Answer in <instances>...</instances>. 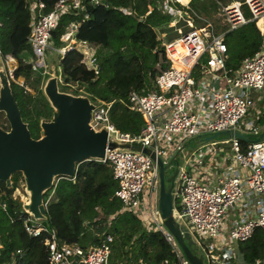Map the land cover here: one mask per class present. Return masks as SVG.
<instances>
[{
    "label": "built area",
    "instance_id": "obj_1",
    "mask_svg": "<svg viewBox=\"0 0 264 264\" xmlns=\"http://www.w3.org/2000/svg\"><path fill=\"white\" fill-rule=\"evenodd\" d=\"M169 1L189 3L164 0V8L169 14H180ZM102 3L105 1L57 0L45 12L43 1L29 0L30 34L27 42L32 51L28 61L31 69L46 74L51 54L63 55L75 49L82 55L81 62L88 69L98 70L97 44L77 39L79 22L71 21L65 26L59 38L62 45H53L51 38L62 15L77 14L87 4ZM219 4L222 20L217 24L226 26V29L219 27L220 32L215 34L212 22L201 18L202 22H207L210 35L207 27L194 28L189 22L191 30L162 43L169 66L155 76L157 90L142 95L134 90L129 92V110L139 113L144 120L138 134L119 131L110 120L111 104L102 100L92 101L94 107L89 123L95 130L106 129L107 142L148 147L164 165L173 157V149L176 150V159L182 154L183 164L178 163L172 188L174 220L190 234L193 248L202 256L203 264H246L238 259L237 243L251 238L257 228L264 241V136L255 141L264 130V123L259 117L241 123L247 114H251L254 105L251 92L264 89V0H228ZM244 9L250 13L249 17L245 16ZM87 16L85 12V18ZM250 21L255 23L262 36L261 46L252 56L243 58L237 69L227 68L225 34ZM258 22H261L260 26ZM2 59L8 77L14 81L16 59L9 53ZM196 72L200 74L202 85L196 80ZM208 76L218 84L210 85L206 81ZM57 79L58 83L61 82L59 75ZM19 84L29 89L24 81ZM84 87L74 83L69 85L67 92L82 91ZM226 130H238L249 135L250 140L242 143L234 136H218L211 142L199 139L200 135ZM159 134L179 135L180 140L188 142L196 138L198 145L191 148L189 155L185 143L178 141L169 150L167 145L158 142ZM220 144H228V149L218 146ZM209 155H217L216 160L223 165L217 174L212 173L206 164ZM99 161L109 164L112 169L117 182L114 194L120 199L122 210L134 212L145 227L160 232L179 264H190L160 216L157 163L142 151L120 147L106 148L104 158ZM142 192L148 194V202L141 200ZM52 195L53 191L45 205ZM23 227L31 236L47 233L45 244L49 264H108L113 242L110 233H97L100 243L82 248L60 242L54 230H48L31 216L23 220ZM231 243L235 245L231 246ZM250 264H264V257Z\"/></svg>",
    "mask_w": 264,
    "mask_h": 264
},
{
    "label": "trees",
    "instance_id": "obj_2",
    "mask_svg": "<svg viewBox=\"0 0 264 264\" xmlns=\"http://www.w3.org/2000/svg\"><path fill=\"white\" fill-rule=\"evenodd\" d=\"M41 1L47 12L57 0ZM104 1L87 4L77 14L62 15L51 38L53 45H62L59 38L65 26L71 21L79 22L77 39L100 47L97 51L99 69H88L75 49L63 55L51 54L50 61L59 66L56 74L61 78L58 83L61 91H69V85L74 83L84 85L82 91L71 92L84 94L93 102L110 103V120L114 126L119 131L138 134L144 120L139 113L129 110V92L134 90L142 95L157 90L154 78L169 66L163 41L170 42L187 33L192 29L189 22L194 28L200 27L201 18L208 19L210 12L205 0H190L187 5L169 1L180 14H169L164 0ZM28 4L29 0H0V55L9 53L16 59L13 76L23 77L25 86L29 87L26 89L10 80L21 117L31 136L37 138L39 122L51 118L52 108L42 92L43 77L49 74L34 72L28 63L32 56L27 42L30 34ZM220 28L224 30L226 26ZM224 42L225 66L237 69L243 58L259 49L262 36L250 21L228 31ZM0 126L9 128L3 113H0ZM19 177V172L13 173L10 188L0 182V264H49L47 233L31 236L23 227V220L29 215L23 211L22 201L13 196L19 187ZM116 188L109 164L95 159L82 161L77 164L74 178H58L54 187L43 195L45 202L53 191L46 204V217L39 222L48 230H54L60 242L82 248L98 245L97 233L112 234L108 264H179L160 232L145 227L134 212L122 210L121 201L114 194ZM237 256L246 264L264 257L259 228L251 238L237 243Z\"/></svg>",
    "mask_w": 264,
    "mask_h": 264
},
{
    "label": "water",
    "instance_id": "obj_3",
    "mask_svg": "<svg viewBox=\"0 0 264 264\" xmlns=\"http://www.w3.org/2000/svg\"><path fill=\"white\" fill-rule=\"evenodd\" d=\"M99 69V67H98ZM42 92L50 107L52 116L39 122V136L33 138L27 123L23 121L14 97L11 82L0 55V113L9 125L0 126V182L12 187V175L20 173L19 186L26 193L22 209L34 220L46 217L43 195L54 187L58 178H74L77 164L82 161L101 160L106 148H127L149 155L158 165L159 193L158 208L164 225L174 235L190 264H203L202 256L193 250V240L184 227L172 215V188L178 172L175 154L167 164L148 147L130 143L107 142L105 128L95 130L90 126L91 110L94 104L84 94L61 91L55 75L48 76L42 84ZM218 136L237 137L249 141V135L238 130H226L211 135H200V141H210ZM264 130L255 141L262 140ZM175 164L170 175L166 170Z\"/></svg>",
    "mask_w": 264,
    "mask_h": 264
},
{
    "label": "rangeland",
    "instance_id": "obj_4",
    "mask_svg": "<svg viewBox=\"0 0 264 264\" xmlns=\"http://www.w3.org/2000/svg\"><path fill=\"white\" fill-rule=\"evenodd\" d=\"M226 1L227 0H217V1L216 0H205L204 1L205 5L207 7V10L210 12V15L208 16V19L207 20H209V21L212 22V25H213L212 32L215 33V34H217L218 32H220L219 27L216 24L219 23L220 20H222V17L220 15V12L221 11H220V4H219V2H226ZM241 1H244V0H241ZM244 14H245L246 17H249L250 16V13L248 12L247 9H244ZM206 23L207 22H202V24H200V27H202V26L203 27H207V30H208L209 34L211 35L212 33L210 31V28L206 25ZM173 24H174L173 22L169 23V25H171V26ZM188 24L190 25V23H188ZM214 24H215V26H214ZM200 33L202 35V32H200ZM205 39H207V38H205ZM95 48H96L95 52H96V57H97V51L100 50V47H99V45H97ZM48 62L49 63H48V67L46 69V74H49V76L50 75L57 76L56 72L59 71V66L56 63H54V62H52L50 60ZM56 69H57V71H56ZM43 78H44L43 80L46 79V77H43ZM9 79L12 80L11 78H9ZM14 81H16L18 83H23L24 78L23 77H18L17 79L14 78ZM30 91L33 92L32 89H30ZM253 97H254V105L252 107V114H247L241 120V123H244V122H246L248 120H253L257 116H261V121H262V123H264V89L261 90V91H258V92H254L253 93ZM170 138L177 139L176 137H170ZM195 141H196V138H192V139L189 140V142H188L187 145H191V146H187L188 147V151H187L188 153H187V155H189L191 153V148H192L193 144L195 143ZM206 142H211V141H206ZM159 143H162V142H160V140H159ZM197 145L198 144L196 143V146ZM169 150H171V149H169ZM177 159L179 161V164L182 165L183 164V160H184L183 157H182V154H179L178 157H177ZM174 166H175V164L173 163L166 170V175H170L171 174V172L174 169ZM13 196L18 197L22 202L24 200H26V193L20 188V186L15 189V191L13 192ZM140 197H141V200L142 201L148 202V194L146 192H142ZM226 242H228V240ZM230 245L232 246V245H235V244L234 243H231Z\"/></svg>",
    "mask_w": 264,
    "mask_h": 264
},
{
    "label": "crops",
    "instance_id": "obj_5",
    "mask_svg": "<svg viewBox=\"0 0 264 264\" xmlns=\"http://www.w3.org/2000/svg\"><path fill=\"white\" fill-rule=\"evenodd\" d=\"M190 2V0H185L184 2ZM196 80L197 81H199V83L201 84V78H200V74H199V72L197 73L196 72ZM207 82H209L210 83V85H217L218 84V82H215L214 81V79H212V76H208V78H207V80H206ZM214 84H213V83ZM202 85V84H201ZM253 93L254 92H251V95H252V97H253ZM253 99H254V97H253ZM251 114H252V109H251ZM257 117H259L260 119H259V121H261V116H257ZM254 120H256V119H254ZM262 122V121H261ZM246 123V122H245ZM160 136V137H159ZM159 136H158V142H159V140H160V142H162V143H164V145H167V148L168 149H170L172 146H173V144H174V142L175 141H178L179 143H185V145L186 146H191V145H187L188 144V141L187 140H180V137H179V135H176V136H170V137H176L177 139H173V138H170L169 136H166V135H163V134H159ZM245 142H247V141H244V140H242V143H245ZM162 143H160V144H162ZM196 144V141H195V143L193 144V146ZM184 145V146H185ZM192 146V147H193ZM218 146H220V147H222V148H224L225 150H227L228 149V144H220V145H218ZM186 149L188 150V147H186ZM193 149V148H192ZM220 150H222L221 148H220ZM223 151V150H222ZM172 153V155L171 156H174L175 154H176V150L175 149H173V151L171 152ZM216 156L217 155H215V156H213V155H209L208 156V162L206 161V164H207V166L208 167H210V169H211V171H212V173H214V174H217V172H219V171H221L222 170V167H223V165H221L217 160H216ZM205 165V164H204ZM230 167V164L228 165V168Z\"/></svg>",
    "mask_w": 264,
    "mask_h": 264
},
{
    "label": "bare ground",
    "instance_id": "obj_6",
    "mask_svg": "<svg viewBox=\"0 0 264 264\" xmlns=\"http://www.w3.org/2000/svg\"><path fill=\"white\" fill-rule=\"evenodd\" d=\"M182 1H185V0H182ZM257 24H258V26H260L261 22H258Z\"/></svg>",
    "mask_w": 264,
    "mask_h": 264
}]
</instances>
